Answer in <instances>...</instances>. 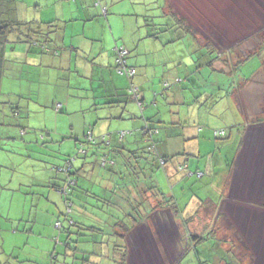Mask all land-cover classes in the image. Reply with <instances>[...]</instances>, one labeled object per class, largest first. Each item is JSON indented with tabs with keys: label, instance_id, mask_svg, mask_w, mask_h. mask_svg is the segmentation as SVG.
I'll use <instances>...</instances> for the list:
<instances>
[{
	"label": "crops",
	"instance_id": "obj_1",
	"mask_svg": "<svg viewBox=\"0 0 264 264\" xmlns=\"http://www.w3.org/2000/svg\"><path fill=\"white\" fill-rule=\"evenodd\" d=\"M121 1L101 0L100 4L95 0L14 1V18L17 20L55 21L60 28L51 34L55 41L48 45L49 51L27 43L7 47V62L0 81V124L5 125L6 117H12L17 128H0V135L7 136L6 140H15V143L20 136L31 142L34 134L27 131V121L18 130L22 115L41 109L40 113L45 117L48 105L52 104L57 117H65L72 123L71 133L66 134H73L75 140H80L88 130L95 136L112 132L113 145H123L128 152L143 153L148 147L145 124L149 123L158 129L155 141L159 157L154 156L155 164L173 184L168 196L175 202L179 197L183 198L185 205L181 209L202 211L206 219H214L216 223L225 220L220 231L224 235L230 233V228L239 229L236 216L243 211L250 213L246 221H251V226L264 227V76L257 78L261 71L259 66L252 62L251 67L255 68L245 73L242 67H249V60L236 70L225 64L227 54L218 49L209 52L207 45L194 37H190L191 47L185 53L179 45L180 35L166 37L164 29L156 28L155 14L150 13L147 0ZM155 2L159 4L156 7H160V26L175 27L174 20L166 13L168 0ZM19 8L25 12L19 14ZM124 15L129 18L123 21L121 17ZM150 18L152 25L148 26L146 19ZM115 19H118L117 29L113 25ZM152 33H159L158 37L148 35ZM119 44L130 51L128 62L138 70L134 82L140 87L143 109L135 100L112 102L130 85V80L117 74L113 68V49ZM215 54H219L217 61L213 60ZM252 77L254 79L249 80ZM43 85L52 86V89L45 94L42 88L35 89ZM57 103L62 104L61 111H57ZM71 117L77 118L78 130ZM117 130L129 131L121 142ZM221 130L226 135L219 138L215 133ZM74 145L78 146L77 143ZM1 151L6 150L0 147ZM92 151L89 149V153ZM169 156L172 159L161 162L162 157ZM95 165L99 166V179L91 177L86 180L85 170L78 175V185H82L79 187L84 197L98 194L99 191L95 190L97 185L109 191L111 184H118L110 178L109 183L103 186L102 170L97 162ZM35 176L12 178L7 184L1 180L6 176L1 174V186L5 187L4 190L22 193L27 192L26 188L30 186H42L51 180L50 177L42 184L44 181ZM56 181V185H60L59 180ZM153 186H147L155 196L148 201L157 202L153 208L160 207L158 211L172 213L171 209L160 205L164 198L159 195L160 189L154 191ZM52 193L53 196L45 194L54 206L44 207L46 217L49 213V219L43 226L45 231L35 233L32 229L27 238L24 237L25 232L22 235L21 230H27L30 221L25 220L24 215L13 216L11 210L6 222L0 220V230L7 229L0 236L9 248L0 244V264H48L53 254L59 260L56 264L103 263L98 255L99 243L89 247L90 251L77 253L80 258L86 256L84 261L72 257L73 251L66 245V234L55 227L65 210L62 207L63 196L54 189ZM245 196L251 199L252 207L240 204L239 199ZM9 197L13 202L15 194ZM203 202L205 208L201 209ZM147 217L144 215L125 236L128 249L125 264H134L130 253L133 248L137 249L136 241L132 240L134 229L140 224L142 231L150 230ZM171 217L178 221L181 229L178 215ZM23 222L26 223L23 225ZM86 232L98 236L96 232ZM212 232L209 234L218 233L213 229ZM86 239L89 237L80 241ZM30 241L34 245L28 253H19L21 246L27 247ZM225 242L231 241L226 239ZM79 247L83 246L79 244ZM176 264H181L180 258Z\"/></svg>",
	"mask_w": 264,
	"mask_h": 264
},
{
	"label": "rangeland",
	"instance_id": "obj_2",
	"mask_svg": "<svg viewBox=\"0 0 264 264\" xmlns=\"http://www.w3.org/2000/svg\"><path fill=\"white\" fill-rule=\"evenodd\" d=\"M155 1L157 0H147L151 8L150 13H153L152 15L155 14L153 20L156 24H159L162 17L159 16L160 7H156L159 4H156ZM122 2L121 0H117V3ZM174 2L176 8H178L177 10L188 18L195 28L197 41L201 44H206L207 41H210L212 47L221 52L224 50L228 52L229 48H234V55L236 56L238 52L243 53L245 50L249 51V49L255 47L257 42L264 37V0H175ZM13 4L15 5V2ZM19 9V14L25 12L21 8ZM15 15L16 12L14 10L9 14V16L13 17ZM126 18H129L128 15L121 17L123 21ZM117 20L115 19L113 23L115 29H117L115 27L117 26ZM165 34L166 37L180 35L182 38L179 45H182L185 53L191 47L190 37H194L193 34L187 35L181 28H171ZM227 57L231 58L230 54ZM257 61L259 62V58H253L249 63V67H242L245 69L244 72L248 73L250 68H255L251 67L252 62H255V66L257 67L259 64ZM180 65L183 67V64ZM258 66L261 71L258 73L257 78H263L264 65ZM44 85L36 86L35 89L42 88V93L44 94L48 89H52V86ZM51 101L52 99H50V103ZM51 106L52 104L48 105L45 117L41 115V109H38V112L33 111L22 115V124L18 127V130L27 121V131L34 134L31 142H27L28 138L22 139L20 136L15 143V140H6L7 136L0 135V144L6 143L5 146H0L6 150L0 153V175L6 176L0 179L5 181L4 183L8 184V180L12 178H15V180L18 178L27 179L29 176L33 177L36 174L35 178L44 181L42 182L44 184L51 177L49 181L51 185L49 183L42 186L33 185L26 188L27 192L23 191L22 193L4 190L5 187L1 186L3 182L0 181V192H3L0 198V220L6 222L10 210L13 216L24 215L25 220L30 221V227L27 230H21L22 235L25 232L24 237L26 238V235L31 233L32 229L35 233L45 231L43 226L46 225L49 219V213H47L46 217L44 207L47 209L49 207L54 208L53 204L50 203V198L46 196H53L52 190L54 188L52 183H57L56 180L58 179V183L62 187L66 186L67 188L69 176L77 179L78 170L85 165V162L86 180H89L91 177L99 179L97 171L99 166L95 165V157L91 153L85 154L80 152L81 146L79 144H81L80 141L85 140V134L78 141L75 140L73 134H66L71 133L72 123L68 122V119L65 117H57L54 114L55 110ZM21 109L23 110V108ZM12 119V117H6L5 125L0 124L1 130L17 128V126L14 127ZM71 120L78 130L80 124L77 122V118L71 117ZM74 143L78 144L79 149ZM69 162L72 163V167H70L71 175H68V172L65 170L61 172L57 170L58 167L68 166ZM130 169L122 168L125 173L122 177L123 172L120 170L112 169L113 174L111 176L109 171H104L101 176L102 185H107L110 178L116 179L119 183L118 190L121 187L126 192L127 190L124 188L127 187L134 193L136 188V191L141 194L139 200H151L152 197H155L152 190L147 188L148 184L154 185L152 188L154 191H157V188H159L166 195L170 192L173 185L172 182L164 175L161 168L156 167L155 163L143 171L135 170L132 166ZM79 185L77 183L72 184L68 189L70 199L76 202L74 206L75 210L71 213V217H76L80 213L77 211L79 208L77 205H83L87 201L93 205L94 199H96V195L84 197L85 194ZM95 190L99 191L97 195L101 198L107 193L106 190H102L98 185ZM35 191L37 192L36 194ZM11 194H15L13 202H11V197H9ZM132 196L135 195L132 194ZM239 200L240 204L246 207H252L251 205H253L248 196ZM150 204L156 206L157 202L152 201ZM183 205H185V202L182 197H179L177 206L181 209ZM159 208H155L154 211H148L149 206L146 203L141 207L143 214H148L147 219L149 222L147 225L150 230L142 231V226L139 224L133 231L132 240L134 243L136 241L137 249L134 250L133 248L130 253L132 254L134 264H142L141 261H144L145 264H150L151 262L153 264H176L179 258L181 264H234L239 261L243 262V264L245 262L247 264H255V262L257 264H264V227H261V225L251 226L249 224L251 221H246L250 213L243 211L237 215L236 220L240 224L239 229L227 228L230 233L224 235L220 231L224 226L223 224L226 223L225 220H219L216 223L214 219H206L202 211L196 212L190 209H181V213L178 215V220L182 225L180 229L178 221H174L171 217L175 213L166 211L168 212V216H166L167 213L165 211H158ZM202 208H205V202L201 204ZM169 209L170 207L167 208V210ZM156 210L157 212H155ZM34 222L36 223L35 226H33ZM25 223L23 222L22 224L24 225ZM212 229L218 233L215 235L209 234L210 232L213 233ZM6 231L7 229L0 230V233ZM73 235L72 238L77 237L76 234ZM226 239H229L231 242H225ZM0 244L4 248L9 249L7 243L4 244L1 236ZM32 244L33 242L30 241L27 242V247L22 248L21 246V249L18 250L19 253L23 255L28 253L27 251ZM103 253L105 256H101V258H104L103 261H107V258L113 256L114 252L112 251L111 254L104 251ZM68 258L71 259L70 257ZM162 259H164L165 263ZM139 260L140 263L138 262Z\"/></svg>",
	"mask_w": 264,
	"mask_h": 264
},
{
	"label": "trees",
	"instance_id": "obj_3",
	"mask_svg": "<svg viewBox=\"0 0 264 264\" xmlns=\"http://www.w3.org/2000/svg\"><path fill=\"white\" fill-rule=\"evenodd\" d=\"M14 1L15 0H0V81L5 71V64L8 57L6 54V49L8 46L27 43L29 45L39 46L42 49L49 51L48 45L55 41L51 34L55 33V31L60 28L59 24H57L55 21H20L12 16H9L11 11L14 10L15 12V5L13 4ZM95 1L97 4L101 3V0ZM174 1L175 0H168L166 4V13L174 20L176 28H181L186 32L187 35L193 34L194 37L197 38L196 30L192 23L177 10L178 8H176ZM146 21L148 26L152 25L151 18L146 19ZM175 27L170 25H164L162 27L160 24H157L156 28H160V30L164 29V32H167L171 28ZM158 34L159 33H152L148 35L158 37ZM205 45H207L209 52L217 50L215 47H212V43L210 41H207ZM117 47H119V45L113 49V68L117 74L128 78L130 80V85L127 87L126 92L123 95L118 94V98L116 100H112V102L127 103L129 100H135L138 103L139 108L143 109L141 90L140 87L134 82L135 76L138 74V70L135 66L129 64L128 60L130 58V51L125 47L124 48L127 50V53L123 57V62L126 66L125 68L128 70L134 69V72H126L123 71V69H120L122 65L120 64V60H118L119 53ZM245 51L243 53L238 52L236 56L234 55V48H229L228 52L227 50L222 51L227 55L230 54L231 56V58H228L227 55L225 56V64H229L232 68L237 70L240 69V67H242V65L246 62L248 63L249 60H252L253 58H259V62L257 61L259 63L258 65H264V37L257 42L255 47L249 49L247 52ZM55 52H57V50ZM217 58H219V54H215L213 60L217 61ZM253 79L254 77L249 80ZM55 107L57 111H61L62 104L57 103ZM145 128V139L148 142V147L143 153L128 152L123 148V145H113L111 140L112 132H107L101 136H95L91 130L85 132V140L80 141V152L89 154V149H93L91 155L95 157V161L100 165L102 170L101 174H103L104 171H109L111 176V174H113L112 169H116L123 172L121 175L122 177L124 176L123 174H125L122 168H128L131 170V166L134 167L135 170H146L148 167L154 165L155 157L158 156L155 141V133H158V129L154 126H151L149 123L145 124ZM116 133L121 142V140H123V138L128 135L129 131L117 130ZM215 135L220 138L225 136L226 133L224 130H221L217 131ZM77 148L79 149V146H77ZM170 159H172L171 156L162 157L161 162H167ZM153 160L154 162H151ZM71 164L72 163L69 162L68 166L58 167L57 170L60 172L65 170L68 172V175H71ZM84 164L86 165V162ZM85 165L81 169L79 168V174L83 170L86 171ZM155 165L156 167H159V165ZM102 167H104V169H102ZM112 180L117 181L116 179ZM76 183L78 184V177L77 179H74L72 176H69L68 178L67 188L66 186L62 187V185H56V183H52L54 191L60 193L63 196L62 207L64 206L63 208H65L62 219L56 221L55 227L58 231H63L67 234L66 245L73 251L72 257H75L76 259L78 258L80 260L82 259L84 261L87 259L86 256H82V258H80L77 257V253L81 251L84 253L86 251H90L88 250L89 247L93 248L94 244L99 243L98 255L100 258L101 256H105L103 253L104 251L111 254L112 251L114 252V257L109 256L107 261H103L104 258H101L103 262L101 264H109L110 261H114V263L117 262L116 264H125L128 256V249L127 245L125 244L126 234L129 233L138 223H140L144 215H148L143 214L141 211L143 204H148V211L154 210L155 208H153L148 200H139L141 194L136 191V188L134 193L130 188L127 187L124 188L127 190L124 192L123 188L121 187L120 190H118L119 183L116 184L115 182H112L115 184L110 185V190L106 191L107 193L102 196L103 198L94 193L89 194L96 195V199L93 198L94 204L92 205L86 202L83 203V205H77L79 207L77 211L81 214L76 215V217H71V213L73 210H75L74 206L76 205V202L70 199L68 189L71 187L70 185ZM163 193L164 192L159 191V195L164 198V200L161 201H165V203L162 202L160 205L170 207L171 211H173L176 215H179L181 213V209L177 206V202L174 201L173 197ZM132 194L135 196H132ZM87 230H90L91 233L96 232L98 236L86 234ZM73 234L77 235L76 238L73 237L75 239L72 238V236H74ZM83 237H89V239L80 241V239ZM79 244H81L83 247L80 248ZM64 256L66 257L67 255ZM87 257L89 256L87 255ZM57 261H59L58 257L53 254L50 256V262L48 264H56Z\"/></svg>",
	"mask_w": 264,
	"mask_h": 264
},
{
	"label": "built area",
	"instance_id": "obj_4",
	"mask_svg": "<svg viewBox=\"0 0 264 264\" xmlns=\"http://www.w3.org/2000/svg\"><path fill=\"white\" fill-rule=\"evenodd\" d=\"M104 14H106V10H104ZM118 49V53H119V59L120 60V64L122 65V67L120 69H123V71H126V72H131L133 73L134 72V69H126L125 65H124V62H123V57L125 56V54L127 53V50L123 47V46H119L117 47Z\"/></svg>",
	"mask_w": 264,
	"mask_h": 264
}]
</instances>
